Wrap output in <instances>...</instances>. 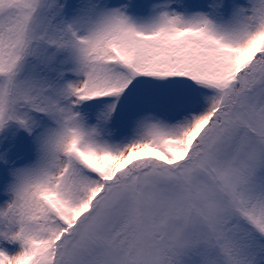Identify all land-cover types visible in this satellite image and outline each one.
Wrapping results in <instances>:
<instances>
[{
  "label": "snow or ice",
  "instance_id": "snow-or-ice-1",
  "mask_svg": "<svg viewBox=\"0 0 264 264\" xmlns=\"http://www.w3.org/2000/svg\"><path fill=\"white\" fill-rule=\"evenodd\" d=\"M0 264H264V0H0Z\"/></svg>",
  "mask_w": 264,
  "mask_h": 264
}]
</instances>
